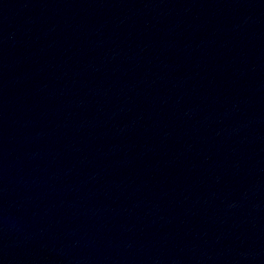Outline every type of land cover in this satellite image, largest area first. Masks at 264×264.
Instances as JSON below:
<instances>
[{
  "label": "water",
  "instance_id": "95a60500",
  "mask_svg": "<svg viewBox=\"0 0 264 264\" xmlns=\"http://www.w3.org/2000/svg\"><path fill=\"white\" fill-rule=\"evenodd\" d=\"M0 264H264V0H0Z\"/></svg>",
  "mask_w": 264,
  "mask_h": 264
}]
</instances>
